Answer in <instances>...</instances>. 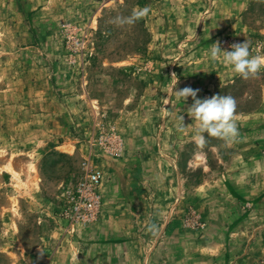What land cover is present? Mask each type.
Instances as JSON below:
<instances>
[{"label":"rangeland","instance_id":"374dc122","mask_svg":"<svg viewBox=\"0 0 264 264\" xmlns=\"http://www.w3.org/2000/svg\"><path fill=\"white\" fill-rule=\"evenodd\" d=\"M3 1L0 264H264V0Z\"/></svg>","mask_w":264,"mask_h":264},{"label":"built area","instance_id":"2783aa9c","mask_svg":"<svg viewBox=\"0 0 264 264\" xmlns=\"http://www.w3.org/2000/svg\"><path fill=\"white\" fill-rule=\"evenodd\" d=\"M101 174L88 170L85 177L78 182L73 192L68 196V209L63 213L70 218L82 222H92L97 218L100 206L98 186Z\"/></svg>","mask_w":264,"mask_h":264},{"label":"crops","instance_id":"0c3cea01","mask_svg":"<svg viewBox=\"0 0 264 264\" xmlns=\"http://www.w3.org/2000/svg\"><path fill=\"white\" fill-rule=\"evenodd\" d=\"M1 1H3V0H1ZM3 2L7 3V2H13V1L12 0H4ZM263 95H264V88H263ZM263 99H264V96H263ZM250 117H255V119H250ZM239 119H240L241 123H243L242 121H244V127L251 126L253 121H256V120L262 121L263 120L262 125H260V133H262V131H264V103H262L261 107H258V109H256L251 114L240 116ZM242 126H243V124H242ZM246 133L248 134L249 132L247 131ZM256 193H264V192H263V190H260L259 192H256Z\"/></svg>","mask_w":264,"mask_h":264}]
</instances>
